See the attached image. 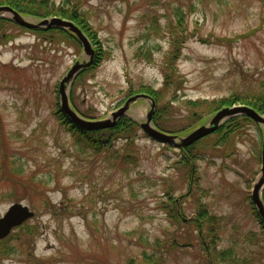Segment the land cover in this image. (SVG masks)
<instances>
[{
	"label": "rangeland",
	"instance_id": "rangeland-1",
	"mask_svg": "<svg viewBox=\"0 0 264 264\" xmlns=\"http://www.w3.org/2000/svg\"><path fill=\"white\" fill-rule=\"evenodd\" d=\"M80 2L107 57L72 82L69 98L78 113L111 117L149 86L163 90L153 123L184 136L224 107L248 105L219 107L215 101L245 96L264 102V0ZM178 12L180 23L174 21ZM22 31L14 26L0 37V218L14 203L27 205L34 216L0 241V264H127L131 258L145 264L153 253L165 254L162 264H208L210 253L198 239L206 227L201 232L171 218L170 198L189 221L199 202L206 205L218 227L216 247L232 249L239 261L264 264V227L250 197L263 164L262 124L246 121L235 129L230 148L223 150L235 149L231 156L221 154V145L214 144L220 134H212V140L195 144V152L204 155L188 157L147 135L141 123L151 101L138 99L121 117L138 125L131 144L118 138L99 151L83 149L53 111H63V77L90 56L83 45L59 42L61 33ZM172 32L191 38L169 64ZM8 35L13 37L6 40ZM165 70L174 76L168 91ZM123 153L131 161L123 162ZM10 171L19 175L14 181ZM173 240L177 246L169 248ZM213 262L226 264L215 257Z\"/></svg>",
	"mask_w": 264,
	"mask_h": 264
},
{
	"label": "trees",
	"instance_id": "trees-1",
	"mask_svg": "<svg viewBox=\"0 0 264 264\" xmlns=\"http://www.w3.org/2000/svg\"><path fill=\"white\" fill-rule=\"evenodd\" d=\"M7 4L12 6L15 10H17L18 12H20L21 14H29L33 17H37L39 19H43V18H47L48 16H62L64 18H69L71 19L75 25H78L79 28L82 29V31L90 38V40H92L93 44L96 45V55L93 61V64L89 67L86 68H82L83 70L78 74L79 76L87 73V72H92L94 70L97 69V67H99L102 63L103 60L106 59L107 57V53L106 51L102 48L101 46V42L99 41V37L98 36V32L97 30H95L93 24L91 23L87 11L85 9H83V7L81 6V2L80 0H64L62 2V4L58 5L55 1L53 0H0V4ZM182 16V12H178V15L176 17L175 20H177V23L181 22V17ZM171 24V23H170ZM19 27L21 28V30H23L22 32H26V31H32V32H37L39 35L44 34L45 32H50V33H54L56 35V33H61L60 35V39L62 38L63 40H60L59 42H62L64 40H68L73 42L76 47L79 46L81 47V42L78 38H76L75 34L72 33L71 31L65 29V28H58V27H54V28H50V29H28L24 26L18 25L15 22H13L12 20L8 19V18H0V37L2 38V34L4 36L5 34V30L10 29L11 27ZM7 32V31H6ZM179 33H177V37H175V34L172 32V37H171V49L169 51V55H170V59L168 61V63L170 64L171 62L174 63V61L176 59H179L180 56L183 54V48L186 45V41H188L191 38L190 33H186V34H181L180 36H178ZM13 37V35H8L6 37V40H10ZM94 73V72H93ZM165 79H164V88L168 91L169 89H171V87L173 86L172 84L174 83V76L172 74V71H168L165 70ZM77 78V77H76ZM143 91L147 92L148 94H150L151 96H153L155 98L156 101H160L163 97L162 92L163 90H156L153 87H149V86H142ZM236 101H240V102H245L248 105H250L252 108L256 109L259 112L264 113V102L259 99V98H249V97H229V98H224V101H215L216 103H218L221 106L224 105H234V103ZM55 115L58 116L59 122L62 125H65L66 128H68L70 131H73L74 134L77 135L78 139V143L81 144L83 149H89V148H93L96 151L101 150L102 148H108L111 145H113V143L115 142V140H117L118 138L121 139H125L127 141L128 144H131L134 140H135V136H136V129L134 127L138 126L136 124V122L124 117L123 119L121 118V120L117 123V125H115L112 128H105V129H101V130H86L84 128L78 127L77 125H74L72 121H70V118L67 116V114H65L63 111H60L55 109L54 110ZM81 115L86 117V118H90L88 114L81 112ZM155 118H156V114H154ZM153 117V116H152ZM91 120V118H90ZM195 121V120H194ZM246 121H250L252 123L254 120L251 119V117L245 115H238L235 118L231 119L230 121L226 122V124L224 126H220L219 128H217L215 130L214 133L209 134L207 136H205L204 138L200 139L201 141L204 140L206 137H210L211 140L213 139L212 136H214V134L218 135L220 134V137L214 141V144H220L221 145V149L222 152L221 154H226L225 156H231L234 152L233 150H229V151H225L223 152V150L229 149L231 146V142H232V137L235 135L236 131L235 129L241 125L245 126V123H247ZM191 123H193V120L191 121ZM190 123V124H191ZM155 125L157 127H159L160 129H164L168 132H174V131H178L177 130H171L168 129L166 126L161 125V123L155 121ZM135 130H133V129ZM100 132H104V136L106 137H101V136H96V133H100ZM212 135V136H210ZM199 140V141H200ZM198 141H196L194 144L185 146V148H183L182 150L185 152V154L189 157V154L194 153L195 147H196V143ZM220 152V151H219ZM201 155H204L203 153H196L193 155L194 158L197 157H201ZM122 160L123 162H129L131 161V159L129 158V155H127L126 153L122 154ZM11 174V178L14 181V179H17L16 176H19L18 174L14 173L13 171H10ZM22 172V171H21ZM9 178V179H11ZM194 180H196V178H194ZM196 182V181H195ZM251 197V196H250ZM199 200V199H198ZM251 204H253V211L255 214H257L258 219L260 221V223L263 225L264 227V221L261 217L260 214H258L256 207L254 206L255 204L252 202L251 199ZM198 209L196 211V218H194L192 221L187 219V216L185 215L184 210L178 211L177 208V200L170 198V201L167 203V209L169 208V210H167L168 213H170V217L176 219V221L178 222H187L186 225L190 226L192 224H194V226L196 228H198V230L200 229L201 232H203V226L206 227L207 229V233L206 234H198V239L201 243V246L203 249L206 250V252L210 253V258L209 256H207V263L208 264H214L213 262V258H219L222 259L223 261L226 262V264H248L247 260L244 261H239L236 257H235V253L233 252L232 249L229 250H219L216 247L215 241L217 240V232H216V228L217 225L216 220L214 219V216H212V214L209 212V208L206 207V205H204L203 203L199 202L198 204ZM178 211V212H177ZM28 225V224H26ZM25 225V226H26ZM24 226V227H25ZM34 231V228L31 226V228ZM210 242L207 241V238H210ZM6 239V238H5ZM5 242V241H2ZM176 240H173L170 244H169V248H174L177 246L176 244ZM179 245V243H178ZM169 248H166L165 252L167 250H169ZM206 253V254H207ZM150 255V256H149ZM146 255V260L148 263L145 264H162L164 261V253H161L160 256H158L156 258L155 254H149ZM212 258V259H211ZM127 264H135V259L131 258L129 260V262Z\"/></svg>",
	"mask_w": 264,
	"mask_h": 264
},
{
	"label": "water",
	"instance_id": "water-1",
	"mask_svg": "<svg viewBox=\"0 0 264 264\" xmlns=\"http://www.w3.org/2000/svg\"><path fill=\"white\" fill-rule=\"evenodd\" d=\"M1 17H9L14 22L25 26L30 29H50L54 27L65 28L73 32L77 38H79L80 42L83 45L84 51L90 56L89 60L84 62L76 63L63 77L60 82V96H61V105L63 111H65L70 117L71 121H74L77 125L82 128L89 130L103 129L107 127L114 126L118 119L126 114V111L129 110L130 105L138 100V99H147L151 101V109L148 112L147 119L145 122L141 123V127L145 130V132L150 136L154 137L161 143L168 144L170 146H176L179 148H183L190 144L195 143L196 140H199L205 135L213 133L221 124L225 121V119L235 117L237 115H247L251 117L254 121L259 122L264 126V115H262L259 111L252 108L249 105H235L234 107H224L223 109L216 112L214 117L209 121V123L199 126L194 129L191 133L180 136L178 134H172L165 130H161L156 127L153 123V114L156 110V101L153 96H150L147 93H139L134 96L129 97L121 108H118L111 114V117H107L104 119H87L80 115L70 104L69 100V89L72 81L76 77V75L82 70V68L88 67L91 65L94 59V49L92 48V43L88 36L79 28L78 25L70 19H65L59 16L48 17L40 20H33L24 17L21 13L15 10L10 5H2L0 6V18ZM264 128V127H263ZM264 142V140H263ZM262 167H261V175L258 177V180L255 182L254 188L252 190V199L254 204L258 209V213L261 214L264 220V203L262 200V191L264 189V144L262 149ZM34 216V212L29 209L27 205H22V203H14L10 206L9 210L6 214L0 218V240L6 238L12 229L20 224H22L27 219Z\"/></svg>",
	"mask_w": 264,
	"mask_h": 264
}]
</instances>
